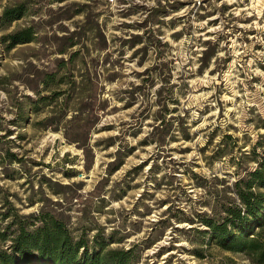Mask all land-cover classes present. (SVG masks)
I'll return each instance as SVG.
<instances>
[{
  "label": "rangeland",
  "instance_id": "374dc122",
  "mask_svg": "<svg viewBox=\"0 0 264 264\" xmlns=\"http://www.w3.org/2000/svg\"><path fill=\"white\" fill-rule=\"evenodd\" d=\"M263 154L264 0H0V249L47 212L133 264H264L204 223Z\"/></svg>",
  "mask_w": 264,
  "mask_h": 264
},
{
  "label": "trees",
  "instance_id": "16d2710c",
  "mask_svg": "<svg viewBox=\"0 0 264 264\" xmlns=\"http://www.w3.org/2000/svg\"><path fill=\"white\" fill-rule=\"evenodd\" d=\"M8 18H19L20 8L7 9ZM11 44L27 42L29 31L15 32L8 36ZM235 192L240 206L227 207V216L221 220H204L212 231V237L224 249L245 251L264 261V242L256 236H249L245 225L264 214V154L257 166L245 177L235 182ZM254 188L257 189L254 191ZM35 214L32 213L31 216ZM38 222L33 228L20 224L16 234L10 238V250L0 249V264H133V246L128 249L106 248L103 245L88 248L87 241L75 237L63 220L52 213L40 212L35 215ZM238 224L233 233L229 225ZM4 232L0 236L4 239Z\"/></svg>",
  "mask_w": 264,
  "mask_h": 264
},
{
  "label": "built area",
  "instance_id": "2783aa9c",
  "mask_svg": "<svg viewBox=\"0 0 264 264\" xmlns=\"http://www.w3.org/2000/svg\"><path fill=\"white\" fill-rule=\"evenodd\" d=\"M116 0H107L108 3L113 4Z\"/></svg>",
  "mask_w": 264,
  "mask_h": 264
}]
</instances>
